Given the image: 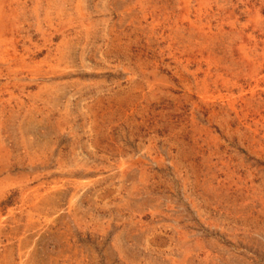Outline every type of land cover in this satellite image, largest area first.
I'll return each instance as SVG.
<instances>
[{"label":"rangeland","instance_id":"rangeland-1","mask_svg":"<svg viewBox=\"0 0 264 264\" xmlns=\"http://www.w3.org/2000/svg\"><path fill=\"white\" fill-rule=\"evenodd\" d=\"M263 63L264 0H0V264H264Z\"/></svg>","mask_w":264,"mask_h":264},{"label":"bare ground","instance_id":"bare-ground-1","mask_svg":"<svg viewBox=\"0 0 264 264\" xmlns=\"http://www.w3.org/2000/svg\"><path fill=\"white\" fill-rule=\"evenodd\" d=\"M221 13H222V12H221ZM256 19H257V18H256ZM200 22H201V21H200ZM193 23H194V22H193ZM243 26H244V25H243ZM198 30H199V29H198ZM209 30H210V29H209ZM252 38H253V37H252ZM252 40H253V39H252ZM253 43H254V41H253ZM255 43H256V42H255ZM215 44H216V43H215ZM212 47H213V46H212ZM258 47H259V46H258ZM258 51H259V50H258ZM256 54H257V53H256ZM216 55H217V54H216ZM246 55H247V54H246ZM247 56H248V55H247ZM217 59H218V58H217ZM204 60H205V59H204ZM227 60H228V59H227ZM231 61H232V60H231ZM215 62H216V61H215ZM252 62H253V61H252ZM252 62H251V63H252ZM216 63H217V62H216ZM226 63H227V62H226ZM209 64H210V63H209ZM263 64H264V63H263ZM258 65H259V64H258ZM259 66H260V65H259ZM236 68H237V67H236ZM256 68H257V67H256ZM254 69H255V68H254ZM209 71H210V70H209ZM233 71H234V70H233ZM241 72H242V71H241ZM253 72H254V71H253ZM261 73H262V72H261ZM255 74H256V73H255ZM205 75H206V74H205ZM208 75H209V74H208ZM258 76H259V75H258ZM263 81H264V80H263ZM263 81H262V82H263ZM229 82H230V81H229ZM233 82H234V81H233ZM216 83H217V82H216ZM236 84H237V83H236ZM247 84H249V83H247ZM247 84H246V85H247ZM260 84H262V83H260ZM260 84H259V85H260ZM255 86H256V84H255ZM260 86H261V85H260ZM242 91H243V90H242ZM242 91H241V92H242ZM256 92H257V91H256ZM243 93H245V92H243ZM257 94H258V93H257ZM258 95H259V94H258ZM216 97H217V96H216ZM255 97H256V96H255ZM259 97H260V96H259ZM251 99H252V98H251ZM231 100H232V99H231ZM253 100H254V99H253ZM253 100H252V101H253ZM260 100H261V99H260ZM254 102H255V101H254ZM251 103H252V102H251ZM256 104H257V103H256ZM231 105H232V104H231ZM233 108H235V107H233ZM233 108H231V109L233 110ZM239 108H240V107H239ZM251 108H252V107H251ZM235 110H236V109H235ZM236 112H237V111H236ZM258 112H259V111H258ZM243 113H244V112H243ZM243 113H242V114H243ZM247 113H248V112H247ZM249 113H250V112H249ZM244 114H245V113H244ZM259 114H260V113H259ZM246 116H248V115H246ZM263 117H264V116H263ZM257 120H258V119H257ZM247 121H248V120H247ZM251 121H252V120H251ZM249 123H250V122H249ZM249 123H248V124H249ZM262 123H264V122H262ZM243 124H244V123H243ZM254 124H255V123H254ZM257 124H258V123H257ZM258 126H259V125H258ZM254 128H255V127H254ZM250 129H251V127H250ZM260 129H261V128H260ZM253 131H254V130H253ZM255 131H256V130H255ZM256 132H257V131H256ZM253 133H254V132H253Z\"/></svg>","mask_w":264,"mask_h":264}]
</instances>
